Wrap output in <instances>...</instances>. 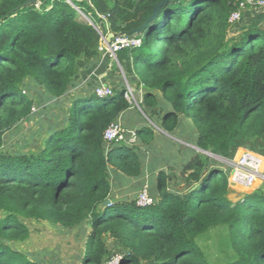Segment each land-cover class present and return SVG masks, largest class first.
Segmentation results:
<instances>
[{"label":"trees","instance_id":"16d2710c","mask_svg":"<svg viewBox=\"0 0 264 264\" xmlns=\"http://www.w3.org/2000/svg\"><path fill=\"white\" fill-rule=\"evenodd\" d=\"M25 1L0 0V145L3 133L35 113L26 85L48 102L69 103L64 124L51 128L35 154L0 150V264H43L13 246L30 233L24 219L71 231L86 226L80 264H105L113 255L119 264H211L198 240L220 226L231 251L222 264H264V182L233 202L227 175L196 152L180 167L186 192L171 190L159 170L152 204L111 199L109 168L139 176L136 150L154 129H136L131 145L107 143L105 129L130 107L122 83L103 81L113 94L98 97L96 76L69 93L102 55L99 32L136 36L140 45L116 58L128 83L142 88L139 105L149 120L173 134L188 119L195 146L224 158L236 146L253 150L264 140V15L245 16L263 9L243 10L232 24L242 0H168L131 34L161 0ZM237 23L239 33L228 37ZM120 69L114 62L106 79Z\"/></svg>","mask_w":264,"mask_h":264},{"label":"rangeland","instance_id":"374dc122","mask_svg":"<svg viewBox=\"0 0 264 264\" xmlns=\"http://www.w3.org/2000/svg\"><path fill=\"white\" fill-rule=\"evenodd\" d=\"M79 16L81 20L86 21L84 15L80 14ZM240 24L241 23H237L229 28L228 37L237 36ZM114 62H116L115 59L108 57L107 67L110 66V71ZM118 68L120 69L119 66ZM113 74L114 75H112L110 79H106V76H102L99 77L98 81H116V83H122L124 90L128 93L127 97L130 102V110L128 112H130L129 114H131V117L129 118L127 116V119L135 121L137 129L142 126H148L156 130V137H154V139L152 138L148 145L141 143L139 149L136 150L141 164V175L147 176V174H150V177L145 179L148 184L145 183L144 186H146L151 196L156 192V174L153 175V172L150 173L153 170V166L166 167L170 177L168 183L171 188H174L178 184L177 180H182L183 178L180 176L181 165L186 163L196 152L204 154L208 159V164L220 167L223 173L228 177L230 163L235 160L243 150L248 149L244 146H236V150L228 158L213 154L209 151L203 152L198 150L195 146L196 133L194 127L190 122H187L186 119L180 120V125L173 134H168L169 136L163 134L164 132L160 127L149 120L142 111L139 105L141 99H138L132 87L133 85L131 86L128 83L123 70L114 71ZM114 83H110V85L113 87ZM25 87L27 88H24V91L27 92L29 88L32 93L34 97V107L37 109L31 118L21 120L11 130L3 133L1 137L2 144L0 145V150L3 152L35 154L43 145V141L47 136L46 131L64 124L69 99H64L68 102L67 105L64 100L62 105L53 104V102H48V98L42 90L37 89V87L31 88L30 84ZM119 91L120 88L118 87L116 92ZM43 116L47 119H43ZM251 146L254 147L252 152L260 156L263 160L260 177L251 187L230 186V191L227 196L233 202L240 198L242 194L256 190L264 182V140L253 142ZM248 150L251 149L249 148ZM168 164L171 167L168 166ZM126 185L129 184L126 183ZM138 187L139 184L135 185L134 188L125 186L126 191L130 193V198L137 197L141 190V188L138 189ZM180 188H182L181 185ZM183 188L185 192L189 189L186 182H184ZM23 221L28 226L30 233L24 241L13 244L19 251L30 258L40 260L43 264H80L85 238L88 232L86 226L71 231L43 221H35L32 219H24ZM226 234L225 228L220 226L212 228L200 236L198 240L199 245L211 264H222L224 260L227 259V256L230 255L231 251L227 244ZM108 245L109 247L111 246L109 241ZM107 261L105 264H107Z\"/></svg>","mask_w":264,"mask_h":264},{"label":"built area","instance_id":"2783aa9c","mask_svg":"<svg viewBox=\"0 0 264 264\" xmlns=\"http://www.w3.org/2000/svg\"><path fill=\"white\" fill-rule=\"evenodd\" d=\"M248 8L264 9V0H242L239 2L238 10H235L230 14L228 19L229 23L233 24L239 21L241 18V11L247 10ZM100 36L101 42L99 45V51L102 52V55L115 59L118 66L119 63L116 58V52L123 48L138 47L141 43L139 37L129 36L124 33L116 34L108 41L101 32ZM94 92L98 97H106L113 94L112 88L102 82L94 88ZM36 109V107H32L31 111L35 112ZM125 134L126 131L123 128L121 121L117 119L107 126L103 133V138L107 143L126 141L127 144L131 145L136 141L137 138L135 131H130L128 138H125ZM262 161V158L254 154L251 150H243V152L229 165L228 185L251 187L260 177ZM153 201L154 199L148 193L146 186H143L136 197L137 204L139 206H147L152 204ZM119 261L120 256L114 255L107 261V264H119Z\"/></svg>","mask_w":264,"mask_h":264},{"label":"crops","instance_id":"0c3cea01","mask_svg":"<svg viewBox=\"0 0 264 264\" xmlns=\"http://www.w3.org/2000/svg\"><path fill=\"white\" fill-rule=\"evenodd\" d=\"M247 12H248V14H247V16H245V18H246L245 20L253 19V18H255V17H257L258 15H261V14L264 15V9L263 10H258L256 12H252V11H250V9H248ZM107 66H108L107 57L104 56V55H101L98 58V60L95 62V65L92 68H90L89 70L87 69L86 71L83 72V75H81V78H79V80H78V81H80L78 83L79 86L71 88L69 93L71 95L77 93V91H78L77 88L81 87V86H84V84H87V82L93 77L97 76L98 79H99V77H102V76H104V77L106 76L107 77V74H109V72H110V66L109 67H107ZM132 85H133L132 86L133 89L135 90V93L138 96V99H141L142 88L141 87L136 88L134 84H132ZM67 103L68 102H66V105H67ZM59 104L62 105L63 101H60ZM129 110H130V107L128 109H126L124 112H122V114L119 116V120L121 121L122 126L125 129V131H126L125 138H128L130 131H135L137 129L136 125H135V121H130V119H127V116L129 118L131 117V114H129L130 112H128ZM43 119L46 120L47 118L45 116H43ZM186 121L189 122L188 119H186ZM50 130H51V128L48 131H46V133L48 134V132ZM155 132H156V130H154V137H156ZM163 134H166L167 136H169L166 132H164ZM136 141H137V139H136ZM180 142H182V141H180ZM125 143H126V141H125ZM168 166H170V165L168 164ZM159 170H164V171H166V173L169 172V171L167 172L166 167L164 168L163 166H160V167H154L153 166V170L150 173L153 172V175H154ZM108 171H109V175H110V184H111L110 198L111 199H115V200H119V201L133 199V198H130V193L128 191H126L125 186L130 187V188H134L135 185L139 184L138 189H140V188H142L145 185V183L148 184L147 180L145 181V179H148V177H150L149 176L150 174H147V176H145L143 174L141 175V172H140L139 176H137V177H127V176L115 171L112 168H109ZM181 178H182V176H181ZM177 181H178V184H177V186L174 187L176 189L171 188V187H169V188L171 190L176 191V192L184 193L185 191H184V188H183V184H184L183 178H182V180H177ZM126 183H128L130 186L126 185ZM180 185H181L182 188H180Z\"/></svg>","mask_w":264,"mask_h":264},{"label":"water","instance_id":"95a60500","mask_svg":"<svg viewBox=\"0 0 264 264\" xmlns=\"http://www.w3.org/2000/svg\"><path fill=\"white\" fill-rule=\"evenodd\" d=\"M168 0H161V1H159V2H157L154 6H153V8H152V13H151V15L143 22V24L142 25H140L139 27H136V28H134V29H132L131 31H130V33L131 34H138V33H140L145 27H146V25L151 21V20H153L155 17H156V15H157V13H158V11H159V9H160V7L163 5V4H165L166 2H167ZM36 2V0H26L24 3H23V6H26V5H29V4H33V3H35ZM86 18V21L89 23V24H92V22L87 18V17H85ZM116 34H113V33H109L107 36H106V40L108 41V40H110L113 36H115ZM204 152V151H203ZM197 185H195L193 188H195ZM110 203V200L109 199H106L102 204H101V206L103 207V206H105V205H107V204H109Z\"/></svg>","mask_w":264,"mask_h":264},{"label":"bare ground","instance_id":"6f19581e","mask_svg":"<svg viewBox=\"0 0 264 264\" xmlns=\"http://www.w3.org/2000/svg\"><path fill=\"white\" fill-rule=\"evenodd\" d=\"M263 163V162H262Z\"/></svg>","mask_w":264,"mask_h":264}]
</instances>
